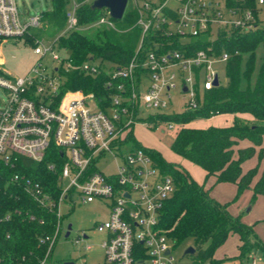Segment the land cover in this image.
Here are the masks:
<instances>
[{"label": "built area", "instance_id": "obj_1", "mask_svg": "<svg viewBox=\"0 0 264 264\" xmlns=\"http://www.w3.org/2000/svg\"><path fill=\"white\" fill-rule=\"evenodd\" d=\"M79 6L77 0L68 5L66 24L54 40H39L34 47L41 57L50 53L56 66L50 68L39 60L27 73L14 75L3 65L1 39L24 36L41 26L43 13L26 18L27 9L22 17L17 0H0V168L14 164L22 155L41 161L52 154L48 166L54 170L58 167L55 157L61 160L58 199L37 180L26 178L24 183L39 205L59 216L55 232L41 237L42 242L49 243L41 264L50 258L64 229L61 202L73 195L82 202L110 200L108 218L98 224L99 229L106 230L102 264L146 260L150 264H173V243L158 224L161 209L175 191L174 177L163 172L143 146L125 150L127 143H133L127 135L140 120L152 123L144 119L147 115L141 117L143 102L163 110L172 97L171 90L178 86L186 108L198 107L204 91L216 86L219 71L215 63L226 62L230 56L227 50L217 51L216 41L223 32H245L260 26L264 0H128L125 13L128 9L136 12L134 25L141 28V35L125 64L94 55L77 61L70 49L59 45L60 36L83 28ZM90 24L116 28L108 8ZM148 37L151 41L146 45ZM71 70L93 76L105 73L109 103L103 105V97L95 91L64 89L66 72ZM146 78L149 82L142 93ZM164 122L170 129L179 123ZM106 152L119 156L117 170L112 173L96 165ZM22 178L15 173L10 179L18 182ZM10 217L7 212L0 220ZM30 218L36 216L30 214ZM85 237L84 231L81 239Z\"/></svg>", "mask_w": 264, "mask_h": 264}, {"label": "trees", "instance_id": "obj_2", "mask_svg": "<svg viewBox=\"0 0 264 264\" xmlns=\"http://www.w3.org/2000/svg\"><path fill=\"white\" fill-rule=\"evenodd\" d=\"M77 1L80 3L78 15L81 24L91 23L103 13V8H94L90 1ZM69 2L52 0V7L42 11L43 21L56 31L63 29ZM261 9L264 13V6ZM263 16L260 26L253 30L221 33L216 41V49L218 52H230L226 61L228 80L206 89L198 107L187 108L183 113H150L144 118L154 125L169 120L182 123L171 145L172 150L203 167L207 176L216 175L218 182H235L238 186L236 197L251 187L258 177L253 184V199L258 194H264V54L263 62L259 67L257 65V51L259 48L264 51ZM115 20L121 29L119 31L102 27L93 33L75 30L60 36L59 45L70 49L77 61L94 55L125 64L137 48L141 28L134 25L136 12L131 9L121 19ZM25 36L29 41L34 40L28 33ZM150 41L148 37L145 44L148 45ZM105 78L103 72L93 76L78 70L67 71L64 89L95 91L103 97L102 104H108L110 91L104 84ZM245 112L252 114L253 119L245 120L238 115ZM220 113H234L233 123L206 127L188 125L193 119L209 118ZM127 139L136 146H143L161 170L174 177L176 188L161 209L158 227L173 245L192 239L196 247L193 264H203L207 260L211 264L220 262L214 257L215 251L234 231L240 233L238 257L243 262L251 257L254 249L264 253V240L256 235L253 226L232 214L227 204L218 200L211 189L196 180L185 166L168 160L157 149L144 146L133 130L128 133ZM243 140H249L250 144L242 145ZM254 156H257L258 163L244 170L243 162ZM52 158L50 154L36 161L22 155L14 164L0 168V216L11 213L9 219L0 220V264H41L46 256L49 243L42 242L41 237L55 232L59 216L56 211L39 205L25 190L24 183L26 178L37 180L58 199L61 194L58 182L61 160L55 157L58 167L54 170L48 166ZM15 173L24 178L18 182L11 180ZM30 214L36 218H30ZM2 239L4 243H1ZM49 260L44 264H51Z\"/></svg>", "mask_w": 264, "mask_h": 264}, {"label": "rangeland", "instance_id": "obj_3", "mask_svg": "<svg viewBox=\"0 0 264 264\" xmlns=\"http://www.w3.org/2000/svg\"><path fill=\"white\" fill-rule=\"evenodd\" d=\"M22 17H24V11L29 9V13L25 16L28 18L36 13H40L44 10H48L52 7V0H17ZM74 2L70 0L69 6ZM68 7V6H67ZM103 12L106 13V8H103ZM264 15V13H263ZM264 17V16H263ZM113 28L106 25L99 24H83V28L80 30L93 33L98 28ZM115 30H121L118 23L116 22ZM62 29L56 31L52 26H50L46 21L42 22V25L32 29L28 34L34 37L33 41L26 39V36H15L9 37L7 39H1L2 44V53H3V65L14 75H22L27 73L30 68L37 62L42 61L43 64L54 68L56 66V61L52 58L50 53H47L43 57L40 54L34 52V47L38 44V41L50 42L54 40ZM61 54L65 52L59 50ZM263 49L257 51V65L258 67L263 62ZM215 67L219 71L221 83H226L228 80L226 62H217ZM257 67V68H258ZM257 72V70H256ZM181 78H178L180 83ZM149 78H146L142 85V93L146 92V87L148 85ZM172 97L169 100V104L163 110H158L155 107H149L144 102L141 107V117L149 115L150 113L165 112L169 114L173 113H183L186 111L185 101L181 94V88H173L171 90ZM245 120L247 118H244ZM217 122L231 123L233 121V115H220L214 119ZM190 125H202L208 126L209 120L206 118H198L193 121H189ZM183 124H176V127L170 129L166 122L159 123V127L155 128L151 123L148 125L142 120L136 124L134 133L136 138L146 147L154 148L159 150L164 157L168 160L181 163L185 166L192 176L199 182H203L207 187L211 189V193L218 191L222 199H218L223 203H226L228 210L234 214L240 216L241 220L249 225L253 226V229L256 235L264 240V219L260 220V217H257L256 214H260V205L257 206L255 210L247 211L245 208L251 202V195L249 197V203L245 205L243 202V194L245 190L236 197V194L230 195L228 192L227 186L218 182L214 174L207 176L206 170L200 165L180 156L174 152L171 148V145L177 136L178 132L182 128ZM249 143L248 140H244L241 144ZM134 144L129 142L124 146V149H129ZM123 150V149H122ZM124 151V150H123ZM119 159L118 155H115L112 152H106L97 160V167L104 171L105 173H112L117 170V160ZM258 159L252 157L246 159L243 162L244 169L250 168L253 162ZM258 161V160H256ZM258 162H256L257 164ZM255 164V165H256ZM231 185V184H228ZM253 197V195H252ZM74 201H76L74 203ZM109 199H96L91 202H82L77 195H73V198L64 199L61 202L60 211L62 214V223L63 231L59 234L55 246L52 250L50 260L51 264H64V261L67 259L76 260L78 263L87 264H102L104 260V248L102 242L106 237V230L99 229L98 224L108 218L109 215ZM253 219L251 223L249 221ZM69 223H72L73 227L70 235L66 236L67 226ZM84 231L87 234V237L81 239ZM241 242L240 233L234 231L230 233L225 242L219 246L215 255L217 257L224 258L223 261L216 262L214 264H264V253L260 250L254 249L251 251V258H247L246 261L238 257L239 254V245ZM193 241L191 238L185 240L179 245H173L172 254L174 256L173 264H193L194 257L193 254H184L186 247L192 244ZM91 247H87V245ZM136 264H150L149 260L145 262L136 263Z\"/></svg>", "mask_w": 264, "mask_h": 264}, {"label": "crops", "instance_id": "obj_4", "mask_svg": "<svg viewBox=\"0 0 264 264\" xmlns=\"http://www.w3.org/2000/svg\"><path fill=\"white\" fill-rule=\"evenodd\" d=\"M222 114H224V115H233V121H234V119H235V114L234 113H222ZM220 114H216V115H213V116H211V117H209V118H206L207 120H209V125H229V124H232L233 123V121L230 123H225V122H222V121H220V122H217V121H214V119H216L218 116H219ZM238 115L239 116H241V117H244V118H247V119H253V115L252 114H250V113H247V112H245V113H238ZM196 119H198V118H196ZM193 120H195V119H193ZM192 120V121H193ZM188 125H190V124H188ZM192 126H198V125H192ZM201 127H206V126H202V125H200ZM244 141V140H243ZM242 141V142H243ZM248 142L249 143H246V144H242V145H247V144H250V141L248 140ZM263 146H264V144H263ZM254 157H256V156H254ZM256 160H258V159H256ZM254 161L253 162V164L250 166V167H252V166H254L255 164H256V162H258V161ZM262 166H263V162L261 163V168H260V172H261V169H262ZM244 168V167H243ZM244 170H246V169H244ZM215 178H216V175H215ZM257 178L258 177H256V179L254 180V183H255V181L257 180ZM220 182H222V184H225V186H227V188H228V192L230 193V195H232L233 193L234 194H236V191H237V188H238V186H237V184L235 183V182H231V181H220ZM253 183V184H254ZM228 184H231V185H228ZM253 184H252V186L251 187H249V188H246L245 189V192H244V196H243V202L245 203V205H247V203H249L248 201H249V197H250V195H251V199H252V195H253ZM213 195L217 198V199H222V198H219L220 197V195H219V192L217 191L216 192V194L215 193H213ZM260 205V208L259 207H257V206H259ZM256 208H259L260 209V214H256V216L257 217H260V220H262V219H264V194H258L257 195V197L255 198V200H251V202L246 206V210L247 211H253V210H255ZM253 221V219H251L250 221H249V223H251ZM241 243V242H240ZM240 252V251H239ZM214 257L216 258V259H219L220 261H223L224 260V258H222V257H217L215 254H214ZM251 258V257H250Z\"/></svg>", "mask_w": 264, "mask_h": 264}, {"label": "water", "instance_id": "obj_5", "mask_svg": "<svg viewBox=\"0 0 264 264\" xmlns=\"http://www.w3.org/2000/svg\"><path fill=\"white\" fill-rule=\"evenodd\" d=\"M127 4H128V0H94L92 6L94 8H108L113 18L121 19L125 13ZM214 83L216 85L220 84L219 75L216 76ZM186 89L187 87L186 85H184L183 90ZM72 227H73L72 223H69L67 226L66 236L70 235ZM195 252H196V247L193 244H190L186 247L184 254H194ZM64 264H77V263L74 260L67 259L64 261Z\"/></svg>", "mask_w": 264, "mask_h": 264}]
</instances>
